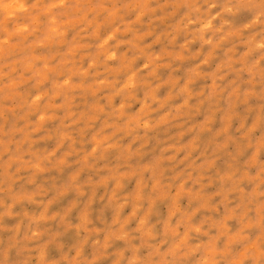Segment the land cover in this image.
Segmentation results:
<instances>
[{
    "label": "clouds",
    "instance_id": "1",
    "mask_svg": "<svg viewBox=\"0 0 264 264\" xmlns=\"http://www.w3.org/2000/svg\"><path fill=\"white\" fill-rule=\"evenodd\" d=\"M0 264H264V0H0Z\"/></svg>",
    "mask_w": 264,
    "mask_h": 264
}]
</instances>
